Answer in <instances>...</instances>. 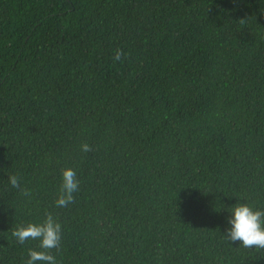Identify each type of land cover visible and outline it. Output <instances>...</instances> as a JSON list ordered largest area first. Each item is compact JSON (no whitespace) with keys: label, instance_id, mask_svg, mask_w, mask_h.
<instances>
[{"label":"trees","instance_id":"1","mask_svg":"<svg viewBox=\"0 0 264 264\" xmlns=\"http://www.w3.org/2000/svg\"><path fill=\"white\" fill-rule=\"evenodd\" d=\"M237 202L264 207V0H0V264L45 213L58 264H264L223 239Z\"/></svg>","mask_w":264,"mask_h":264},{"label":"clouds","instance_id":"2","mask_svg":"<svg viewBox=\"0 0 264 264\" xmlns=\"http://www.w3.org/2000/svg\"><path fill=\"white\" fill-rule=\"evenodd\" d=\"M119 54L117 53V58ZM89 145H81L82 151H88ZM15 174L8 176V183L17 186ZM77 172L72 167L60 170L58 194L53 203L63 207L70 203L79 186ZM226 227L223 239L238 242L239 247L264 249V207H256L248 202L233 203L227 208ZM62 233V224L51 213H45L38 221L17 224L11 229V236L23 244L27 239L37 240L38 248H29L24 264H58L52 250L58 248Z\"/></svg>","mask_w":264,"mask_h":264}]
</instances>
